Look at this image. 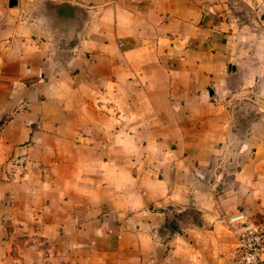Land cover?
Wrapping results in <instances>:
<instances>
[{"label": "crops", "instance_id": "crops-1", "mask_svg": "<svg viewBox=\"0 0 264 264\" xmlns=\"http://www.w3.org/2000/svg\"><path fill=\"white\" fill-rule=\"evenodd\" d=\"M234 5L232 0H0V119L7 118L0 128V160L23 152L21 144L38 132L32 124L46 117L48 107L57 108L48 115L55 119L66 115L71 120L94 119L101 111L81 117L76 106L69 109V105L74 101L102 107L106 98L113 102L114 116L104 113L103 117L122 123L119 101L123 90H128L131 101L151 103L150 118L161 119L154 133H172L166 149L174 158L162 162L163 166L194 171L195 177H205L224 162L237 166L225 176L229 188L219 198L236 200L227 210L229 215L260 212L264 208V115L240 138L231 112L222 104L233 91L238 72L234 40L239 25L229 13ZM241 5L264 6V0H241ZM257 48L243 43L248 57H243L241 85H250L255 71L253 79H258L261 90L264 61H256L251 53L262 54L264 47ZM174 121L177 126L170 127ZM68 131L78 134L81 130L72 124ZM121 131L122 125L116 124L113 132ZM226 151L237 152L225 161ZM102 168L96 179L99 204L117 221L116 208L107 206L113 202L101 195L109 188L116 196L106 177H116L117 187L120 170L117 165L108 166L105 159ZM154 173L165 178L154 180L162 191L153 189V204L164 199L165 189L170 191L166 177L184 175L183 171L175 176ZM92 196L96 193L91 192ZM196 204L203 211L204 206ZM147 214L152 232L145 244L137 242L136 252L133 247L137 254L133 264H227L228 256L224 259L220 254L223 238L217 231L218 220L210 223L202 217L209 227L187 228L184 234L167 238L159 232L166 224L165 208ZM136 218L131 215L130 220Z\"/></svg>", "mask_w": 264, "mask_h": 264}, {"label": "rangeland", "instance_id": "rangeland-1", "mask_svg": "<svg viewBox=\"0 0 264 264\" xmlns=\"http://www.w3.org/2000/svg\"><path fill=\"white\" fill-rule=\"evenodd\" d=\"M232 2L236 5L230 7L229 13L237 18L235 23L239 25L235 32L238 37L234 40L238 74L231 87L233 91L222 104L231 112V122L238 135L244 138L249 125L264 115V78L261 90L256 85L258 79H253L255 71L251 74V84L241 85L243 57H248L243 54V43L258 50L257 47H264V6L247 9L241 0ZM251 54L256 61H264V53ZM127 93L128 90H123L119 101L122 123L114 117H103L104 113L114 116L113 102L106 98L101 101L102 107L100 103L88 106L74 101L69 105L72 107L69 109L76 106L81 117L101 111V116L96 115L94 119L71 120L67 115L55 119L50 116L57 108H46V117L37 118L32 124V128L38 127V132L21 144L23 152L0 160L3 188L0 189V264H133L137 242L145 244L147 234L152 232L147 213L161 208H165L167 220L159 232L167 238L184 234L187 228L203 226L206 223L202 217L210 223L211 219L214 223L218 220L217 231L223 238L220 254L227 259L234 236L226 227L225 219L236 200L227 197L221 200L219 195L229 188L225 177L228 171L236 170L237 166L224 162L205 177H195L194 171L163 166L162 162L165 164L174 158L166 149L172 133H154L152 129L162 122L148 116L153 113L151 103L142 99L131 101ZM6 120L0 119V128ZM72 124L78 125L80 133H69L68 127ZM116 124L122 125L121 132H113ZM173 126H177L176 121L170 123ZM106 128L112 132L105 133ZM89 143L92 148L85 146ZM236 152L226 151L222 158L232 159ZM104 159L108 166L117 165L120 170L117 187L116 177H106L107 184L116 188V196L109 188L101 195L113 202L107 206L116 208L117 221L115 214H107L108 210H101L99 204L96 179L105 170ZM261 170L264 174V169ZM176 171H183L184 175L166 177L171 181L170 191L165 189L163 194L174 196L166 195L151 203L153 189L162 191L154 180L165 178L154 177V172L157 175L171 172L175 176ZM91 192L96 197H90ZM197 202L204 206L203 211L198 210ZM86 206L92 210L86 212ZM206 212H212V216ZM131 215H137L138 219L130 220ZM116 222L123 225L121 229L116 228Z\"/></svg>", "mask_w": 264, "mask_h": 264}, {"label": "built area", "instance_id": "built-area-1", "mask_svg": "<svg viewBox=\"0 0 264 264\" xmlns=\"http://www.w3.org/2000/svg\"><path fill=\"white\" fill-rule=\"evenodd\" d=\"M225 222L235 235L227 264H264V208L255 215L238 211Z\"/></svg>", "mask_w": 264, "mask_h": 264}]
</instances>
